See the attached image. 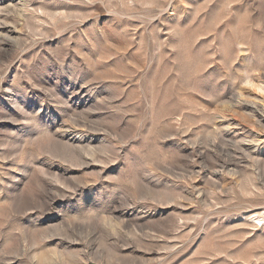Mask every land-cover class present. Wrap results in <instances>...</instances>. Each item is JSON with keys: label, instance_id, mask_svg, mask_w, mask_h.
<instances>
[{"label": "rangeland", "instance_id": "rangeland-1", "mask_svg": "<svg viewBox=\"0 0 264 264\" xmlns=\"http://www.w3.org/2000/svg\"><path fill=\"white\" fill-rule=\"evenodd\" d=\"M263 115L264 0H0V264H264Z\"/></svg>", "mask_w": 264, "mask_h": 264}, {"label": "bare ground", "instance_id": "bare-ground-1", "mask_svg": "<svg viewBox=\"0 0 264 264\" xmlns=\"http://www.w3.org/2000/svg\"><path fill=\"white\" fill-rule=\"evenodd\" d=\"M264 116V115H263ZM259 217V216H258ZM261 217V216H260Z\"/></svg>", "mask_w": 264, "mask_h": 264}]
</instances>
